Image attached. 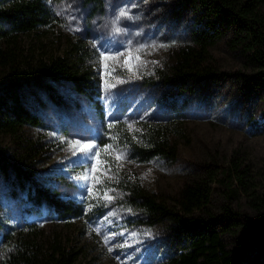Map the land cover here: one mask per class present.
Instances as JSON below:
<instances>
[{
    "label": "rangeland",
    "instance_id": "1",
    "mask_svg": "<svg viewBox=\"0 0 264 264\" xmlns=\"http://www.w3.org/2000/svg\"><path fill=\"white\" fill-rule=\"evenodd\" d=\"M50 4L55 20L20 34L13 47L16 64L35 66L58 55L75 62L80 70L90 72L102 117L87 96L59 79L54 87L63 104L57 105L43 91H37L39 97H30V102L41 113L42 125L25 126L16 134L0 131V148L37 167L41 183L80 200L83 213L59 219L45 205L28 210L22 195L13 197L5 192L0 177V221L5 223H0V250L4 228L28 220L40 223L47 238L57 236L63 243H71L76 251L73 264H152L161 257L158 251L165 227L138 220L125 205L129 186L136 184L155 199L172 204L186 179L210 164L214 170L213 205L227 203L233 210L250 214V193L264 197L263 89L262 85H245L238 75L251 73L250 66L220 40L209 48L203 61L220 76L210 77L192 91L175 90L162 83L159 73H167L180 51L192 45L187 35L192 9L177 11L178 0H105L97 11L83 0H50ZM161 44L167 47H159ZM101 46L132 57L144 48L139 56L145 63L134 72L117 66L112 87L106 89L99 60ZM6 72L0 65V80ZM128 124L134 129L128 130ZM116 132L132 162H124L118 182L105 181L115 189L112 203L87 200V186L75 179L87 166L72 154L68 142L83 138L103 147L112 142L109 137ZM152 136L162 139L166 150L174 148V155L135 159L130 144L146 143ZM227 170L231 180H227ZM237 172L243 173L248 190L235 182ZM224 182L233 183L231 197L226 195ZM89 203L93 204L91 209ZM113 232L117 235L106 245L104 237ZM132 234L137 235L135 240ZM119 244L129 246L117 247ZM109 247L113 251L109 252Z\"/></svg>",
    "mask_w": 264,
    "mask_h": 264
},
{
    "label": "trees",
    "instance_id": "2",
    "mask_svg": "<svg viewBox=\"0 0 264 264\" xmlns=\"http://www.w3.org/2000/svg\"><path fill=\"white\" fill-rule=\"evenodd\" d=\"M83 1L97 11L105 0ZM182 9L193 10L187 29L192 45L180 51L167 73H159L162 83L175 90L192 91L210 77H219L203 61L209 48L224 40L251 68L249 74L238 73L240 81L249 87L262 85L264 94V0H178L177 11ZM55 18L50 0H0V65L7 70L0 80L2 132L16 134L25 126L42 125V115L32 107L30 97L38 98L37 91H43L62 105L54 87L59 79L87 96L102 117L90 72L80 70L75 62L58 55L35 66L16 64L13 47L20 34ZM130 145L133 157L140 161L163 153L174 155V148L166 150L165 142L153 136L146 143ZM38 172L24 158L13 157L0 148V177L5 192L13 197L22 195L26 209L45 205L59 219L83 213L80 200L41 183L36 177ZM213 174L210 164L187 178L172 204L155 199L136 184L129 186L125 205L138 215V220L165 227L162 249L158 251L161 257L152 264H264V197L250 193V214L233 210L227 203L213 205ZM226 176L231 180L229 170ZM234 180L242 189H249L242 172H237ZM232 184L224 182L228 197L233 192ZM2 236L0 264H73L76 259L71 243H63L57 236L47 238L37 221L5 227Z\"/></svg>",
    "mask_w": 264,
    "mask_h": 264
},
{
    "label": "snow or ice",
    "instance_id": "3",
    "mask_svg": "<svg viewBox=\"0 0 264 264\" xmlns=\"http://www.w3.org/2000/svg\"><path fill=\"white\" fill-rule=\"evenodd\" d=\"M120 15L123 16L125 13L121 12ZM115 31L119 33L120 29L116 28ZM101 47L103 50L99 51V60L104 72L106 89L112 87L111 81L115 79L113 73L117 66L124 71L134 72V69H138L140 64L145 63L140 60L139 56V53L144 52V48L137 49V55L132 57L130 53L113 52L109 48H104V46ZM152 47L155 48L157 46L153 45ZM159 47L165 48L167 45L161 44ZM121 57H123V60H121ZM130 60L133 62L129 63ZM108 61H111V63H107ZM108 127L115 128V125L109 124ZM127 129L130 131L133 130L134 125L128 124ZM135 131H139V129H135ZM133 139H135V137H133ZM109 140L112 142L106 143L103 147L98 143H93L83 138L68 142L69 150L72 154L78 156L79 162L87 166L82 175L75 177L76 180L82 181L83 184L87 186V195L84 196V198L87 200H97L98 202L103 201L105 205L112 203L115 199V196L112 195L115 189L108 187L105 181L109 183L112 181L118 182L117 177L124 167V162H132L129 160L126 153V146H120L119 132L114 133L109 137ZM113 169H115V171H113ZM143 178H146V176ZM88 207L91 209L93 204L89 203ZM110 215H115V213H111ZM105 219H107V217H105ZM93 231L99 232V229H93ZM115 235H117V233L113 232L110 236H105L104 243L107 245ZM136 238L137 235L132 234V239L135 240ZM124 246L129 245H117V247ZM108 251H113V248L109 247Z\"/></svg>",
    "mask_w": 264,
    "mask_h": 264
}]
</instances>
